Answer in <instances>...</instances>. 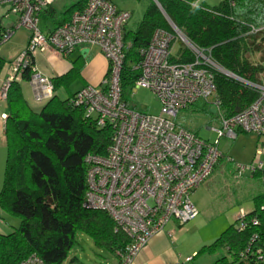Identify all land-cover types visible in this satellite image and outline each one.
<instances>
[{
    "label": "built area",
    "instance_id": "1",
    "mask_svg": "<svg viewBox=\"0 0 264 264\" xmlns=\"http://www.w3.org/2000/svg\"><path fill=\"white\" fill-rule=\"evenodd\" d=\"M198 6L203 0H185ZM57 0H0L8 6V14L17 21L0 37V45L8 42L16 29L27 27L31 34L27 47L7 64L8 76L3 85L6 97L10 83L22 78L29 58L38 52L54 49L69 56L78 47L98 46L108 60V71L99 85L89 84L70 98L71 105L84 108L99 128L109 126L111 143L104 155L89 153L87 189L83 206L107 212L116 224V230L129 237V243L117 254L115 264H134L139 252L157 233L164 232L173 220L182 225L199 214L192 200L193 193L212 175L225 157L219 147L220 139H236L239 132H253L260 136L255 156L250 163H234L235 175L264 172V81L248 82L258 91L257 99L245 110L226 118L214 128L218 138L211 142L201 138L187 127L176 123L178 114L200 100L217 97L215 76L211 67L216 64L202 50L185 40L176 27L173 31L158 28L150 43L140 49V60L134 64L139 71L133 90L147 89L161 104L159 114L134 109L122 95L121 73L125 63L124 34L132 13L119 8L112 0H87L68 21L54 30L43 32L39 15ZM262 27H251L250 33H259ZM180 37L195 53L193 62L178 63L172 58L174 42ZM32 84L35 99L41 103L45 96H53L51 78L33 66ZM45 91V92H43ZM5 118V114L3 115ZM230 159V158H228ZM232 160V159H230ZM264 182V175L262 177ZM264 210V205L261 206ZM241 212L235 224L239 231L259 225L257 216ZM258 233L251 236L241 259L264 264V253L256 245ZM193 259L188 256L187 264ZM20 264H44L32 255Z\"/></svg>",
    "mask_w": 264,
    "mask_h": 264
},
{
    "label": "trees",
    "instance_id": "2",
    "mask_svg": "<svg viewBox=\"0 0 264 264\" xmlns=\"http://www.w3.org/2000/svg\"><path fill=\"white\" fill-rule=\"evenodd\" d=\"M158 1L162 8L150 0L138 27L125 29L126 58L121 73L125 102L128 103L127 90H133L139 76L134 64L140 60V49L150 43L156 29L173 31L167 15L186 40L216 64L211 71L215 76L220 114L229 118L248 108L258 97V91L248 82H262L264 73V58L259 62L251 59L253 52L264 49V30L250 33L252 26H264V0H222L216 6L202 1L195 7L185 0ZM86 3L87 0H78L62 11L52 5L45 7L39 15L41 31L45 32L44 24L60 18L50 31L54 30ZM6 29L0 24V37ZM195 59L189 47L172 58L178 63ZM6 63L0 56V73ZM33 66L31 56L22 73L23 80L32 79ZM79 69L80 65L74 61L73 69L60 80L77 74ZM51 81L55 91L57 78ZM6 100L9 106L5 126L7 159L0 207L18 216L20 224L10 233H0V264H20L32 255L38 256L44 264H63L78 243V232L87 234L98 247L117 254L129 243V237L116 230L107 212L83 206L87 189L85 157L89 153H106L112 139L111 128H99L93 118L86 116L84 108L73 106L69 98L63 100L58 95H53L39 110L34 109L17 81L10 83ZM263 175L264 172H259L255 176L262 178ZM262 205L264 200L258 197L255 209L248 214L257 216L259 225L239 231L234 222L198 253H214L226 248L230 257L222 256L216 264H256L241 259V252L251 236L258 233L256 245L264 253Z\"/></svg>",
    "mask_w": 264,
    "mask_h": 264
},
{
    "label": "rangeland",
    "instance_id": "3",
    "mask_svg": "<svg viewBox=\"0 0 264 264\" xmlns=\"http://www.w3.org/2000/svg\"><path fill=\"white\" fill-rule=\"evenodd\" d=\"M78 0H57L59 6H70ZM117 5L130 9L134 12L133 21L136 25L141 22L143 15L150 3V0H113ZM209 6H216L222 0H203ZM66 6V7H67ZM8 6L0 5V24L3 27L12 26L17 21V16L8 14ZM15 25V24H14ZM10 28V27H9ZM31 32L25 27L21 26L16 29L13 37L6 43L0 45V52L5 54L6 58H10L17 54L21 46L26 44ZM184 47H188L187 43L180 37L174 42L172 52L176 56L178 52ZM261 52H253L254 56L251 58L253 62H259L264 58V49ZM20 54V53H19ZM15 58V57H14ZM90 70V66L84 65V70ZM261 80L264 81V73L261 75ZM83 78L75 77L72 80V89H77L83 83ZM126 99L128 105L134 109L147 112L150 114H159L161 112V104L156 95L147 89H128L126 92ZM220 111L213 99L209 101L200 100L196 104L182 110L176 117V123L187 127L190 130L196 131L201 138L208 141L217 140L218 136L214 128L221 125ZM260 136L253 132H239L236 139H231L227 136L220 139L219 147L224 152V159L217 165L213 176L209 177L198 189L196 194L193 195L192 200L199 203L200 215L191 219L186 224L190 226L199 227V233L205 240L217 239L220 233L225 231L229 226L233 211L244 205L251 208L255 205L253 197L258 195L264 188V184L260 181L253 183L249 182L247 178L250 177L248 171L244 172L242 176L235 174L234 163L247 164L252 161L255 156L256 147L258 145ZM254 151L253 158L252 153ZM232 160H230V159ZM0 172L3 173L4 181L6 170V159L0 160ZM252 186V187H251ZM251 192L253 196L250 198ZM83 233V232H78ZM85 234V233H83ZM88 238V240H87ZM78 239V235H77ZM80 248L85 254L102 253V255L112 256V252L107 249L98 247L94 241L88 236L83 235L79 239L74 248ZM73 248V249H74ZM93 248V249H92ZM230 257L226 248L209 253L202 252L198 257L200 264H213L216 259L222 256Z\"/></svg>",
    "mask_w": 264,
    "mask_h": 264
},
{
    "label": "crops",
    "instance_id": "4",
    "mask_svg": "<svg viewBox=\"0 0 264 264\" xmlns=\"http://www.w3.org/2000/svg\"><path fill=\"white\" fill-rule=\"evenodd\" d=\"M58 4L59 2H55L52 5L58 11H62L67 6V5L59 6ZM117 6L121 9H124V7H121L119 5ZM130 11L132 13V17L126 26L127 31L135 30L138 27V25H136V23L132 20L134 17V12L132 10ZM59 20L60 18L56 22L44 24L43 30L45 32H49L56 25H58L57 23ZM14 24L12 26H8L5 28H9V27L11 28L14 26ZM28 42H29V38L26 41V44L21 46L17 54H15L10 58L9 57L6 58L5 54L0 52V56L4 57L7 60V63L4 65V68L0 73V160L1 161L7 159V139L5 135V126H6V117L9 112V106L6 97L3 96V85L6 82V78L8 76L7 64L13 61L19 55V53L22 52L27 47ZM74 61H77L78 65H80V69L78 73L73 74L72 76L64 80H60V78L69 74V72L73 69ZM34 65L38 67V69H40L45 75L49 76L51 79L57 78V84H56L57 88L53 92V95H58L63 100L70 98L74 93H76L78 90L85 87L86 85L101 84L104 77L107 74L109 67L108 60L105 58V56L103 55V53L101 52L98 46L78 47L69 56H63L59 52L51 48L46 51L38 52L37 54H35ZM84 65H86L87 67L90 66L91 69L90 70L86 69L82 73L83 71L82 68ZM81 76L84 80L81 86H79L77 89H72V85H73L72 80L75 77H81ZM17 82L21 85L23 95L32 108L39 110L48 102L47 100L44 104H42L36 101L35 89L31 80L27 81V80H23V78H20L19 80H17ZM4 114H5V118L3 117ZM193 132L196 133V131ZM253 155H254V151L252 153V157L250 158V160L253 158ZM222 159L220 160V162L222 161ZM220 162L218 164H220ZM0 164H2V162H0ZM213 173L210 177L213 176ZM2 178H3V173L0 172V190L2 189L3 186V181L1 183ZM247 180L252 183V186L253 183L258 181L264 184L261 176L250 175V177L247 178ZM198 189L193 193V195L196 194ZM252 196L253 194L251 192L250 198ZM258 197L264 200V188L262 189V191H260L258 195H255L253 197L254 202L257 200ZM193 202L199 210L198 205L200 204L196 203V201L194 200ZM254 209H255V205L252 206L251 208H247L244 205H241L239 208L233 211V215L231 217V221L229 222V224L233 225V223L236 222L241 212H250ZM199 215H200V210L197 217ZM19 224H20V218L18 216L11 215L0 207V233L3 234L10 233L16 227H18ZM190 225L191 224L189 223L186 225H182L177 220L171 221L166 226L164 232L157 233L150 239L149 243L139 252L138 256L135 259L134 264H184L186 263L185 260L188 256H192L193 259L187 264H200L199 263L200 261L198 259V257L200 256V253H198L199 250L203 246L209 245L212 242H214L215 239H212L210 241L205 240L204 237L199 233L200 228L195 227V225L194 226H190ZM77 235L79 241V239H81L85 234L79 233ZM111 254L112 256H106L104 254L102 255V253H96V252L93 253L92 255L85 254L78 247L70 251L68 258L64 261L63 264H115L117 261L116 254L114 252H112ZM216 261L213 264H216Z\"/></svg>",
    "mask_w": 264,
    "mask_h": 264
},
{
    "label": "water",
    "instance_id": "5",
    "mask_svg": "<svg viewBox=\"0 0 264 264\" xmlns=\"http://www.w3.org/2000/svg\"><path fill=\"white\" fill-rule=\"evenodd\" d=\"M157 4H158V6H160V8H162V6H161V4L159 3V1L158 0H154ZM166 15V14H165ZM166 17H167V19H168V21H169V23L171 24V26H174V27H176V29H178L180 32H181V30L172 22V20L166 15ZM185 37V36H184ZM185 40H186V38H185ZM188 42L190 43V44H192L189 40H188ZM225 72V71H224ZM227 74H229V75H231V76H234V77H236V78H238L236 75H234V74H231V73H229V72H226Z\"/></svg>",
    "mask_w": 264,
    "mask_h": 264
},
{
    "label": "bare ground",
    "instance_id": "6",
    "mask_svg": "<svg viewBox=\"0 0 264 264\" xmlns=\"http://www.w3.org/2000/svg\"><path fill=\"white\" fill-rule=\"evenodd\" d=\"M185 38V37H184ZM187 41V40H186ZM43 92H45V91H43ZM48 96V95H47ZM47 96H45L44 97V99L42 100V102L41 103H43V102H45V101H47V99H48V97Z\"/></svg>",
    "mask_w": 264,
    "mask_h": 264
}]
</instances>
